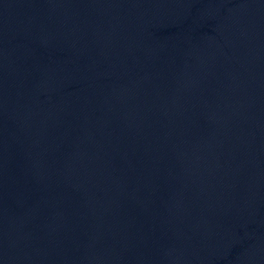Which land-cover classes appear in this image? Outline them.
I'll return each instance as SVG.
<instances>
[{"label":"water","instance_id":"obj_1","mask_svg":"<svg viewBox=\"0 0 264 264\" xmlns=\"http://www.w3.org/2000/svg\"><path fill=\"white\" fill-rule=\"evenodd\" d=\"M0 264H264V0H0Z\"/></svg>","mask_w":264,"mask_h":264}]
</instances>
